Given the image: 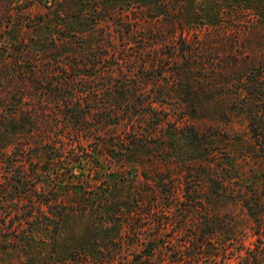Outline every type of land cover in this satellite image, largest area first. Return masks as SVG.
Returning <instances> with one entry per match:
<instances>
[{
	"label": "rangeland",
	"instance_id": "1",
	"mask_svg": "<svg viewBox=\"0 0 264 264\" xmlns=\"http://www.w3.org/2000/svg\"><path fill=\"white\" fill-rule=\"evenodd\" d=\"M218 187L264 200V0H0V264H237Z\"/></svg>",
	"mask_w": 264,
	"mask_h": 264
},
{
	"label": "trees",
	"instance_id": "2",
	"mask_svg": "<svg viewBox=\"0 0 264 264\" xmlns=\"http://www.w3.org/2000/svg\"><path fill=\"white\" fill-rule=\"evenodd\" d=\"M30 71V70H29ZM258 134V133H257ZM225 176L227 178V182L218 177L216 173H212L213 177H209L211 183L218 186V183H230L231 177L225 172ZM209 181V182H210ZM212 201H217L220 197H225L228 199H238L241 201L243 208L245 209L247 215L252 221L254 225L253 232L258 236V238L264 237V200L260 198V195L255 191H248L242 189H235L232 187H222V189L214 190L212 194ZM205 209V207H202ZM207 215L206 212L202 214V216ZM214 220H210L209 222L198 221V229L197 231L208 230L213 235L218 232V228L220 225L218 222V218L216 217V213H214ZM213 216V215H211ZM230 222L228 223V225ZM231 227V225H229ZM233 233L232 230H230ZM235 236V232L233 233ZM214 237H207L203 234H198L195 238H188V257L189 260H193V262H198L200 259L211 262V259L217 260L218 257L224 259L225 263L231 262L233 259L238 258L237 264H264V246L259 248L250 249L246 251V249H238L237 247H230L224 240L221 242V246L215 247L213 240ZM243 239V238H242ZM232 251V252H231ZM216 262V261H215Z\"/></svg>",
	"mask_w": 264,
	"mask_h": 264
}]
</instances>
